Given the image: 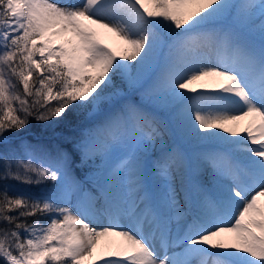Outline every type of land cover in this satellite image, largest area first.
<instances>
[{
  "label": "snow or ice",
  "instance_id": "snow-or-ice-1",
  "mask_svg": "<svg viewBox=\"0 0 264 264\" xmlns=\"http://www.w3.org/2000/svg\"><path fill=\"white\" fill-rule=\"evenodd\" d=\"M101 262L264 264V0H0V264Z\"/></svg>",
  "mask_w": 264,
  "mask_h": 264
},
{
  "label": "rangeland",
  "instance_id": "rangeland-1",
  "mask_svg": "<svg viewBox=\"0 0 264 264\" xmlns=\"http://www.w3.org/2000/svg\"><path fill=\"white\" fill-rule=\"evenodd\" d=\"M116 79H117V83H119L120 78L117 77ZM83 111H84L83 109H80V110H77L75 112L72 111L71 113L75 115L74 117H76V116L80 115V113ZM70 121H71L70 119L63 121V130L64 131L68 130L66 133L63 132V135L65 137L66 136L67 137L65 138V137L58 136L56 139L63 142L64 145H65V143L68 142L67 145H69V146H67L68 147L67 151L72 152L73 148L75 146L74 142L79 140V138L81 137L80 134H82L84 132V130L90 125L91 120L86 113L84 119L81 120L80 123L72 126V128H74V130L77 131V133L80 132V134L79 135L75 134V136H73L74 138H71L72 140H68V132L71 131V128H68L67 125L70 123ZM56 127H57V122L55 123L54 129ZM53 137H48V138H53ZM58 143H59V141H58ZM75 160H76V163L74 165V171L72 173L73 178L77 182L82 183L85 186V188L87 189L88 185H92V183L95 181L96 166H97L99 161L97 159L94 162H89L87 164H81L79 162V157H75ZM9 183H11L12 185H16L15 187H17V188H24L25 187L23 185L16 184V182H14V181H10ZM46 187H50V185H48ZM31 191H38V189H31Z\"/></svg>",
  "mask_w": 264,
  "mask_h": 264
},
{
  "label": "trees",
  "instance_id": "trees-1",
  "mask_svg": "<svg viewBox=\"0 0 264 264\" xmlns=\"http://www.w3.org/2000/svg\"><path fill=\"white\" fill-rule=\"evenodd\" d=\"M71 112L72 111L70 110V112L67 114V118L71 120L70 123L67 125L68 128H71V131L68 132V140H72L71 138H74L73 136H75V134H77V135L80 134V132L77 133V131H75L74 128H72V126L80 123V121L84 119V117L87 113L84 110L83 112L80 113V115L74 117L75 115L72 114ZM67 131L63 130V121L57 122V127L54 129V127H46L45 125L37 124V122L35 120H32L30 128L28 130H26L24 132H20V133H8L7 135H9L11 137H18V136H21V135H24L27 133H35L34 135L33 134H27V135L22 136V137L26 138L28 141L32 142L33 144H36L39 142L41 144L50 145L52 147L60 146V147L67 150L68 149L67 146H69V145H67L68 142L65 143V145H64L63 142L56 139L58 136L65 137L63 135V132L66 133ZM81 135L82 134H80V136ZM48 137H53V138H48ZM58 141H59V143H58ZM18 143H19L18 139L13 141L14 145L18 144ZM13 186L15 187L16 185H13Z\"/></svg>",
  "mask_w": 264,
  "mask_h": 264
},
{
  "label": "bare ground",
  "instance_id": "bare-ground-1",
  "mask_svg": "<svg viewBox=\"0 0 264 264\" xmlns=\"http://www.w3.org/2000/svg\"><path fill=\"white\" fill-rule=\"evenodd\" d=\"M59 2H63V0H59ZM105 43H108L109 46L113 47L114 49L117 50V54H120V45L119 43L115 40L114 37H106L104 39ZM167 142L169 145H177L181 147L190 157H192V172L189 173V175H194V176H199L201 177L205 183L209 182L211 179V174L210 171H205L204 169H201L199 172L195 171L196 168V162H195V155L196 153L207 150L211 147L210 144L206 142H200L195 139L191 138H185L181 133L178 131H174L172 134H170L167 137ZM96 180V177H95ZM95 181L92 183L94 185ZM160 184H163V180L159 182ZM92 185H88L87 188H89ZM179 251V249H177ZM102 264V262H101Z\"/></svg>",
  "mask_w": 264,
  "mask_h": 264
}]
</instances>
